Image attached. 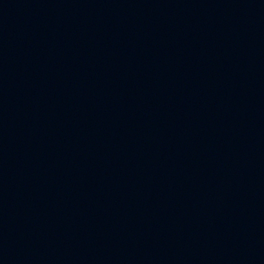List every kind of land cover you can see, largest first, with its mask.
I'll return each mask as SVG.
<instances>
[{
  "label": "water",
  "instance_id": "1",
  "mask_svg": "<svg viewBox=\"0 0 264 264\" xmlns=\"http://www.w3.org/2000/svg\"><path fill=\"white\" fill-rule=\"evenodd\" d=\"M0 264H264V0H0Z\"/></svg>",
  "mask_w": 264,
  "mask_h": 264
}]
</instances>
